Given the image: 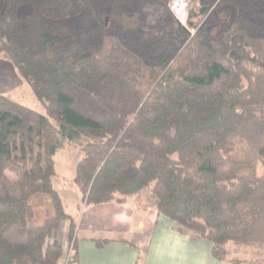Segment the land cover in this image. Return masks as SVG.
Returning <instances> with one entry per match:
<instances>
[{"label":"trees","instance_id":"obj_1","mask_svg":"<svg viewBox=\"0 0 264 264\" xmlns=\"http://www.w3.org/2000/svg\"><path fill=\"white\" fill-rule=\"evenodd\" d=\"M164 2L0 0V56L45 108L0 94V264H64L70 248L77 261V217L55 187L68 143L79 210L149 188L219 261L264 264V18L243 11L215 37L213 2L194 0V33L166 15L148 25L143 7ZM40 194L54 212L33 225ZM63 221L67 251L53 241Z\"/></svg>","mask_w":264,"mask_h":264},{"label":"crops","instance_id":"obj_2","mask_svg":"<svg viewBox=\"0 0 264 264\" xmlns=\"http://www.w3.org/2000/svg\"><path fill=\"white\" fill-rule=\"evenodd\" d=\"M134 197L81 210V201L76 205V213L71 214L78 223L74 264H228L213 256L210 241L192 239L180 232L177 222L158 214L155 204L138 207ZM65 226L61 234L56 232L54 242L65 241L68 248V222ZM98 238L109 241L98 246Z\"/></svg>","mask_w":264,"mask_h":264},{"label":"rangeland","instance_id":"obj_3","mask_svg":"<svg viewBox=\"0 0 264 264\" xmlns=\"http://www.w3.org/2000/svg\"><path fill=\"white\" fill-rule=\"evenodd\" d=\"M192 1L194 0H165L164 5L157 3L146 4L143 9L147 16L148 25L156 23L162 15H166L167 17H170V21L174 19L194 33L195 29L191 28L188 23ZM209 1L213 2V15L209 20L208 27L210 33L215 37L221 36L232 18L243 11L253 20L264 18V0ZM171 23L173 24V22ZM0 94L11 97L16 102L39 113L45 114V108L37 99L31 86L20 76L10 59L4 56H0ZM51 122L57 126L56 121L51 120ZM80 157V148L73 143H68L64 148L60 149L55 156L57 170L55 187L64 198L65 208L70 214L76 213V205L81 201V193L74 182L76 164ZM259 171H263L261 166ZM134 198L138 201V207L142 206V208L154 207L153 205L157 202V197L149 188H146L141 194L136 195ZM31 203L34 206L36 213L35 217L31 220V224L40 225L44 222L45 218L53 214V209L48 196L41 194L36 195L32 197ZM66 223V221L61 223L58 229L60 234L61 229L66 227ZM60 244L66 251L67 243L62 241ZM73 254L74 250L70 248L64 264L72 263ZM247 258H249V255H247Z\"/></svg>","mask_w":264,"mask_h":264}]
</instances>
